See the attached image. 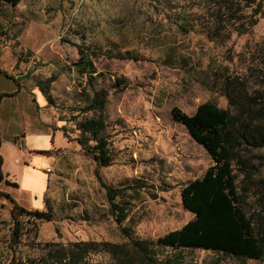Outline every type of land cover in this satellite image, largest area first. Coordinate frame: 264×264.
<instances>
[{
    "label": "rangeland",
    "instance_id": "374dc122",
    "mask_svg": "<svg viewBox=\"0 0 264 264\" xmlns=\"http://www.w3.org/2000/svg\"><path fill=\"white\" fill-rule=\"evenodd\" d=\"M241 28L247 33L240 34ZM83 52L93 70L85 59L81 62ZM224 76H238L253 95L264 97V0L0 2V264L12 258V204L3 194L29 211L46 210L47 202L53 213L52 221L39 222L36 229L26 223V215L20 218L27 232L17 258L40 255L50 242L124 244L126 233L155 242L192 220L182 207V188L201 178L213 160L171 112L176 108L191 115L206 102L233 111L220 91ZM40 87L50 97L45 100L52 123H65L69 141L56 135L53 149L44 153L51 158L49 175L36 161L26 173L15 147L6 143L30 131L32 109L45 102L42 95L39 100ZM98 91L106 97L101 117L111 158L107 167L98 166L76 142V122L98 116L83 112ZM251 156L249 178L236 162L231 164L248 214L257 210L262 193L264 148H253ZM98 177L123 190L115 200L128 207L120 225ZM38 179L42 190L48 179L44 203L41 188L33 184L40 187ZM152 248L159 260L175 258L181 264H264V259L238 260L199 249ZM87 261L113 264L105 254Z\"/></svg>",
    "mask_w": 264,
    "mask_h": 264
},
{
    "label": "trees",
    "instance_id": "16d2710c",
    "mask_svg": "<svg viewBox=\"0 0 264 264\" xmlns=\"http://www.w3.org/2000/svg\"><path fill=\"white\" fill-rule=\"evenodd\" d=\"M21 1L0 0L11 6H16ZM255 11H260V7ZM252 25L253 23L249 27ZM247 31L246 28H241L239 33ZM82 58L86 60V67L93 70L92 62L86 53H81V62ZM40 90L45 99L50 101L44 88L40 87ZM220 91L233 111L206 102L200 104L191 115L176 108L171 112L172 119L184 126L193 141L204 147L213 160V165L201 178L182 188V207L193 214L192 220L180 229L158 237L155 242L135 240L126 233L127 242L124 244L95 241L66 244L50 242L41 247L40 255L17 258L16 249L22 235L27 232L20 218L26 215V223L32 224L36 229L37 223L52 221L53 213L47 202L46 210L29 211L19 206L8 194H3L12 204L10 213L13 227L9 239L12 258L9 264H89L88 257L95 254L107 255L113 264H181L180 260L175 258L159 260L152 248L154 246L199 249L221 253L238 260H263L264 178L258 180L262 192L258 198V208L248 214L241 206L231 164L236 162L245 178L253 175V164L249 161L253 148H264V97L253 95V90L238 76H224L220 82ZM105 105V94L101 91L95 92L83 112H92L98 116L76 120V130L80 134L76 142L101 167H107L111 163L108 144L103 136L105 124L101 117ZM61 129L66 136L68 133L65 127ZM1 166L0 157V182L3 179ZM98 180L106 191L111 215L120 225L127 219L128 207L126 202L115 200L122 195L123 190L106 186L99 177Z\"/></svg>",
    "mask_w": 264,
    "mask_h": 264
},
{
    "label": "crops",
    "instance_id": "0c3cea01",
    "mask_svg": "<svg viewBox=\"0 0 264 264\" xmlns=\"http://www.w3.org/2000/svg\"><path fill=\"white\" fill-rule=\"evenodd\" d=\"M14 79H16V78H14ZM38 92H39V94H38L39 100H40V97L42 95V98L44 99L45 102H44V104L39 103L38 105H35V107L32 109L34 111V115H33V122H32V125L30 127V131H28V133L23 132V135L20 137L18 135L14 134L10 138L11 141L6 142L7 145L12 144V146L15 147L14 148L15 151H17V153H18L17 162L20 165H21V163L24 164L23 165L24 171L28 174H30L32 172L30 167H29L31 162L35 163V161H36V163L41 165L40 168L43 171L46 170L45 172L47 174L50 173L51 167H47L46 164L48 162V158L49 159H51V158H50V156L44 155V153H41V152H50L53 149V146H54L53 142H54V139L56 138V135H59V137L61 136L63 138V140H65L66 142H69L65 138V135L61 129L62 127L65 126V123L63 126H55L52 123V120H51L52 117H51L50 109L47 108V106H46V100L43 97V94L39 90H38ZM12 94L13 93H11V95ZM5 96L6 95H3L2 98H4ZM1 134L2 133L0 130V152L3 149L2 144H1L2 143ZM46 144H48V146H44ZM40 145H42V146H40ZM1 168H2V166H1ZM35 179H37V178H34V180ZM34 180H33L34 186L37 188H41L40 189L41 193L39 194V200H42V203H44V195L48 189V179L46 181L47 183L45 185L44 190H42L43 181L41 179H38L41 182V186L39 187L40 184H38L37 182H34ZM3 181H4V178L2 179V181L0 183H2ZM14 184H15V188L18 189L20 187L18 185L17 181Z\"/></svg>",
    "mask_w": 264,
    "mask_h": 264
},
{
    "label": "water",
    "instance_id": "95a60500",
    "mask_svg": "<svg viewBox=\"0 0 264 264\" xmlns=\"http://www.w3.org/2000/svg\"><path fill=\"white\" fill-rule=\"evenodd\" d=\"M204 148V147H203Z\"/></svg>",
    "mask_w": 264,
    "mask_h": 264
}]
</instances>
